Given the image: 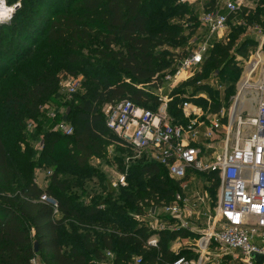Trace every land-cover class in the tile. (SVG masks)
I'll return each instance as SVG.
<instances>
[{
  "label": "trees",
  "instance_id": "trees-1",
  "mask_svg": "<svg viewBox=\"0 0 264 264\" xmlns=\"http://www.w3.org/2000/svg\"><path fill=\"white\" fill-rule=\"evenodd\" d=\"M21 1L22 7L14 17L0 23V85L8 79L12 68L26 58L31 64L43 59L44 71L32 81L18 72L7 91L5 106L26 117L38 114L42 104L56 94L59 72L65 70L73 75L89 67L91 60L80 56V52L100 38L101 49L96 55L101 61L98 62L103 72L115 71V81L100 82L95 76L99 65L95 71L86 73L83 92L80 96L74 95L70 119L68 117L73 133L67 136L71 138L72 148L66 162L85 169L92 157L106 153L109 144L116 145L123 153V149L129 147L107 127L104 109L124 100L145 109H158V95L146 87L160 89L167 72L178 65L188 49L184 45L179 48L183 50L181 53L172 52L166 48V41L188 42L189 36L201 28V24L198 28L196 23L188 22L183 29L169 21L182 12L193 18L194 7L180 4L178 0L176 8H172L169 0ZM257 1L264 6V0ZM205 6L208 7L205 10L218 7L215 1H208ZM177 9L182 12H176ZM252 12L246 6L230 16L229 26L236 17L250 18ZM259 17L264 18V14L257 12L256 19ZM40 41L42 45L38 48ZM250 46L253 44L249 39L238 45L235 38L215 43L201 73L220 69L215 77L220 75L226 86L232 87L239 78L232 53L235 49L237 55H246ZM56 51L61 61L54 66L49 58H54ZM232 71L230 78L224 76ZM208 80L202 79V83L195 85L194 92L210 91L212 83ZM235 94L236 87L225 91L227 107ZM175 97L168 112L171 117L184 121L180 105L186 99L179 102ZM212 99L217 113L221 101L215 96ZM4 129L5 126L0 128V264L37 261L40 264H101L111 260L109 254L114 255L113 264H132L138 258L141 264H173L179 257H194L193 249L172 254L168 244L188 237L199 240L201 235L188 229L158 231L150 227L152 219L148 215L154 208L159 210L172 203L181 189L180 182L169 176L167 168L142 156L129 164L127 170L122 158L120 170L127 174V186L114 188L107 179L106 198L93 195L96 200L83 204L78 193L84 192L83 182L71 185L69 180L63 181L60 170L54 171L46 188L33 180L32 168L27 174L20 172L18 164L10 159L12 148L3 135ZM35 131L39 137L43 136L44 154L54 153L60 135L53 131ZM207 177L217 179L214 174ZM218 187L219 182L210 188L212 195L217 193ZM43 195L57 201L58 214L53 206L41 201ZM154 237L158 238L157 247L149 246ZM224 259L225 263L230 261L229 256Z\"/></svg>",
  "mask_w": 264,
  "mask_h": 264
},
{
  "label": "built area",
  "instance_id": "built-area-1",
  "mask_svg": "<svg viewBox=\"0 0 264 264\" xmlns=\"http://www.w3.org/2000/svg\"><path fill=\"white\" fill-rule=\"evenodd\" d=\"M202 0H178L180 4L194 5ZM215 1L217 6L220 0ZM223 10H204L200 19L206 29L202 37H197L194 47L178 62L174 74H167L165 83L180 82L193 71L201 70L209 51L215 43L226 41L230 16L247 6L249 0H223ZM22 7L21 0H2L0 13H7L0 23L10 21ZM252 63V62H251ZM251 68L254 74L260 63ZM233 103L223 106L217 113L203 119L201 113L192 116V106L182 104V119L173 121L169 116L170 98L158 95L160 105L156 111L137 106L130 100L107 105L104 109L107 127L118 136L137 157L147 156L153 162L167 168L169 176L180 182V191L174 201L148 217L153 230H165L160 226V215L174 219V227L168 229H191L190 219L197 215L190 206L187 189L198 174L217 176L219 182L218 202L206 214L208 228L194 246V257H179L173 264H207L210 249L217 248L240 256L244 264H259L253 256H264V82L258 81L247 87L252 89L250 103L238 102L240 84ZM77 83L69 82L66 87L75 91ZM66 135L73 133L72 127L61 126ZM114 188L127 186V174L118 173L111 181ZM194 200L205 204L206 198L200 194ZM41 201L54 207L58 214V203L52 197L43 195ZM196 203V204H197ZM162 213V214H161ZM140 219V217H137ZM149 246L157 247L158 238L149 241ZM112 256V254H109ZM138 258L136 264H141Z\"/></svg>",
  "mask_w": 264,
  "mask_h": 264
},
{
  "label": "rangeland",
  "instance_id": "rangeland-1",
  "mask_svg": "<svg viewBox=\"0 0 264 264\" xmlns=\"http://www.w3.org/2000/svg\"><path fill=\"white\" fill-rule=\"evenodd\" d=\"M169 1L172 4V8H176V6L178 5L176 0ZM207 1L208 0H202L201 2L192 5L194 7L192 10V12H194L193 18H190L187 14H183L180 9H177L176 12L179 11L182 13H177L176 16H173L169 21L170 24H179L180 26H182L183 29H186V24H188V22H193L198 25V28H200V19L202 18L204 10L208 8L207 6H205V3ZM223 2V0L219 1V7L223 6ZM257 2V0H251L247 3V7L253 10L250 18L247 17L248 19L242 20V18L240 19L239 17H236V19L233 20V25L231 27L229 26V29L226 32V41L222 40V42H228L229 38H235L236 44L238 45L240 42H242V40L249 39L253 44V46L247 48L246 55H237L235 49L232 53V57L234 58L235 62L234 70H236L237 68V75L239 77L238 81L234 85H232V87L231 85L226 86V83H224V79L222 77H219L220 75L218 77H215V73L219 72L220 69L217 71L209 69L204 71L203 73H201V70L193 71L180 82L176 81L171 84L164 82L163 86L160 89H150L149 87L146 88L153 91L155 94H162L163 96H167L171 100L175 96H179L178 98L175 97L179 100V102H181L182 99H186L185 101L189 102L192 106V116H196V114L199 112L203 115V119L211 116L212 114H215L214 110L217 108V106L214 105L212 96H215L218 100L220 99L219 101L222 102H220L221 108L223 106L227 108L224 96L225 91L229 87L230 90H233V88L236 87L237 93V85L243 78L244 80L242 83H245V81L249 83L250 81V83L253 84L257 80L261 79V77H264V62H261V57L264 61V18L259 17L258 19H256L257 12L258 14H264V6H262L261 3ZM205 32L206 29L201 27L195 35L189 36L188 42L185 40H183L184 42L182 41V43L166 41V48H168L172 52L175 51L179 53L183 51L179 48L183 47L184 45H186L187 48L192 49L194 47L193 43L196 38H201ZM187 34L188 33L186 32V35ZM186 35L185 38H187ZM216 40L217 35L212 37L211 42L215 43ZM101 43L102 40L100 38H96L95 42L89 43L80 52V56H84L91 60V64L89 65V67L86 66L84 67L83 71H77L73 75L65 70L59 72V83L57 87V92L53 97L49 98L42 104L38 114H35L30 117L24 116L22 112L16 114L13 108L5 106V102L7 99V91L11 88V84L15 75L19 72L18 74H23L27 79H30L31 81L35 80L38 76L43 74V59L42 61L38 63L34 62L33 64H31L27 58L24 59L12 68V70L7 74L8 79L3 81L0 85V128L5 126L3 135L12 148V152H10L11 161L17 163L20 172H23L25 174L31 171L32 168L31 177L42 188H46L49 185L51 176L53 175L56 169L60 170V178L63 181L69 180L71 182V185L74 182H83L84 192H78L81 198L83 199V204H89L90 202L96 200L93 198V195H97L101 198H106V181L108 179L109 182H111L113 179L116 178L118 173H122V171L120 170V160L122 158H124L125 160L124 165L126 166L127 170L129 164L139 158L137 157L138 155H136L137 153L134 152L132 149L130 150V148L123 149L125 151H123L122 153V151L117 148L116 145L109 144L107 145L106 153L101 157H92L89 160L85 169H79L77 166L66 162V158L68 152L72 148V144L69 141L71 140V138L67 137L68 135L64 133V129H62L61 126H72L69 123V120L67 122H64L63 119L66 116L70 119V111L72 107L71 104L75 99L74 95L80 96L82 94L86 73L91 70L95 71L96 67L98 65L100 66V63L98 62V60L100 59L96 55V52L100 51ZM41 45L42 41H40L38 48H40ZM33 52L34 50L31 52V54ZM55 53L56 54H53L55 55V57L53 56L54 58H49V61L50 64L57 66V63L60 62L61 59L60 57L56 56L57 54H59V52L56 51ZM250 63L252 64L253 68L258 63L260 64L255 73L249 77V70L251 69H249L245 74L244 69ZM175 71L176 65H174L170 69V71L167 72V74H174ZM106 72H103L102 66H100L97 69L95 76L98 77V80H100V82L102 83L114 82L115 71L113 73L111 72L112 74H107L108 72ZM233 73L234 72L232 71L231 73L225 74L224 76L227 77L228 75V78H230ZM120 78L125 79L124 76H120ZM205 78L209 79V83H212L210 84L211 90L203 93H195V85L202 83L200 81ZM73 81L77 83L74 92H72L66 87L67 83ZM180 90H183L184 93L179 94L178 92ZM252 93V89L249 90V94H247L248 99L252 98ZM233 97L230 98L231 104L233 103L232 100H234ZM218 100L216 101V103L218 102ZM180 108V110L182 111V104L180 105ZM170 118L173 119V121L175 122L180 121L181 119L179 117L171 116ZM36 128L39 129V133H41L42 131H53L60 135L61 138L58 141V145L54 153L49 155L44 154L42 141L43 136L39 137V134H36ZM27 151L29 152L25 155V152ZM32 163L33 166H31ZM85 177H88V179L85 180ZM217 182L218 179L216 178L210 180L208 179L207 175L198 174L194 176V180L190 182V185L187 189V196L189 197V199H191L190 206L197 213L196 216L190 219V230H192L197 235L202 236V234L207 230L208 219L206 217V214L209 212V210L211 211L218 202L219 187L217 193L214 195H212L213 193H211L210 191V188L214 187ZM88 192L91 193L90 196H86V193ZM198 194L205 196V204L197 203L194 200V198ZM160 216L161 217L159 218V220L161 221V227H165L164 229L174 227L176 222H172L171 217H163L165 216L164 214ZM146 220L149 221V219ZM198 241V238L188 237L186 239H179L174 243H169L168 246L171 249L172 254H177V252L183 249H193ZM210 255L211 256L207 264H244L240 256L236 257L230 252H224L221 249L211 248ZM225 256L230 257V261L227 263H225ZM109 257L111 258V260L105 261L101 264H113L114 255ZM34 264L40 263L37 261L36 263L34 262ZM132 264H136V259L132 261Z\"/></svg>",
  "mask_w": 264,
  "mask_h": 264
},
{
  "label": "bare ground",
  "instance_id": "bare-ground-1",
  "mask_svg": "<svg viewBox=\"0 0 264 264\" xmlns=\"http://www.w3.org/2000/svg\"><path fill=\"white\" fill-rule=\"evenodd\" d=\"M261 60H263L262 57H261ZM248 70H249V69H248ZM248 70H247V71H248ZM249 71H250V70H249ZM249 86H250V84L247 83L246 81H245V83H241V84H240V90H241V93H240L239 98H238V102H239V103L244 104V103H250V102H251V100H246V102L243 101V100H241L243 94H245L246 89H247V87H249ZM242 99H243V98H242Z\"/></svg>",
  "mask_w": 264,
  "mask_h": 264
},
{
  "label": "water",
  "instance_id": "water-1",
  "mask_svg": "<svg viewBox=\"0 0 264 264\" xmlns=\"http://www.w3.org/2000/svg\"><path fill=\"white\" fill-rule=\"evenodd\" d=\"M19 10V9H18ZM17 10V11H18ZM67 120H68V117L66 116V117H64V119H63V121L64 122H67ZM153 213L155 212V208L153 209V211H152ZM37 251H38V249H36ZM253 258L259 263V264H264V256H262V255H259V254H255L254 256H253Z\"/></svg>",
  "mask_w": 264,
  "mask_h": 264
},
{
  "label": "crops",
  "instance_id": "crops-1",
  "mask_svg": "<svg viewBox=\"0 0 264 264\" xmlns=\"http://www.w3.org/2000/svg\"><path fill=\"white\" fill-rule=\"evenodd\" d=\"M207 2H208V1H207ZM223 4H224V3H223ZM218 8L221 9V10H223V6H222V7H219V5H218ZM226 36H227V34H226ZM219 39H220V38H217V42L219 41ZM217 42H216V43H217ZM261 62H264V61L261 60ZM256 66H257V65H256ZM252 68H253V67H252ZM250 69H251V68H250ZM250 72H251V70L249 71V77L251 76V75H250ZM258 81H262V82H264V77H261V79L257 80L256 82H258ZM256 82H255V83H256ZM246 93H247V91L245 92V94H243V96H242L243 99L241 98V100H243V101H245V102H246V100H249V99H246V97H245ZM191 231H192V230H191ZM180 251H181V250H180ZM180 251H179V252H180ZM179 252H177V253H179Z\"/></svg>",
  "mask_w": 264,
  "mask_h": 264
},
{
  "label": "clouds",
  "instance_id": "clouds-1",
  "mask_svg": "<svg viewBox=\"0 0 264 264\" xmlns=\"http://www.w3.org/2000/svg\"><path fill=\"white\" fill-rule=\"evenodd\" d=\"M0 3H2V0H0ZM5 17L10 19V16H8L7 13H4L3 15H0V20L4 19Z\"/></svg>",
  "mask_w": 264,
  "mask_h": 264
},
{
  "label": "snow or ice",
  "instance_id": "snow-or-ice-1",
  "mask_svg": "<svg viewBox=\"0 0 264 264\" xmlns=\"http://www.w3.org/2000/svg\"><path fill=\"white\" fill-rule=\"evenodd\" d=\"M0 15H3V13H0Z\"/></svg>",
  "mask_w": 264,
  "mask_h": 264
}]
</instances>
